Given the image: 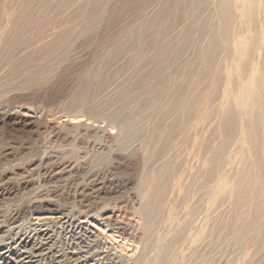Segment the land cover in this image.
Returning a JSON list of instances; mask_svg holds the SVG:
<instances>
[{
    "label": "rangeland",
    "instance_id": "rangeland-1",
    "mask_svg": "<svg viewBox=\"0 0 264 264\" xmlns=\"http://www.w3.org/2000/svg\"><path fill=\"white\" fill-rule=\"evenodd\" d=\"M51 1H32L36 3L31 6L37 17L52 13L49 12ZM54 1L57 5L54 14H58L54 32L64 34L66 39L54 57L43 58L45 62L52 59L56 63L51 79L44 83L30 82L34 63L22 62L28 51L14 55L11 61L8 59L11 64L4 60V56L13 52V31L9 22L12 18H2L4 12L0 7V57L3 58L0 59V262L6 264L2 256L22 238L28 239L27 247L36 242L34 227L49 226V234L45 236L50 235L51 240L45 247L51 246L53 252L65 249L76 235H88L97 243L96 249L117 256L116 264H134L149 222L162 219L168 222L155 226L154 239L163 233L166 236L174 226L169 221L179 223L178 228L183 231L165 264H190L195 250L203 253L198 254L201 264H264V26H261L264 2L260 6L258 0H227L230 20L224 28L222 22L227 15L219 16L213 11L217 0H171L166 18L153 32L143 36L140 29L150 25L154 10L162 4V0H152L142 12H131L119 19L124 30L118 41L130 40L136 33L135 39H142L145 47L143 59L136 61L133 51H124L108 63L114 40L100 43L99 37L103 21L111 12L106 10L92 17L85 8L98 0ZM115 1L109 0L105 8L110 4L115 6L118 0ZM248 2L251 4L247 5ZM12 9L21 14L18 5ZM218 17L222 19L217 27L214 23ZM255 23L258 29L255 27L254 32ZM210 26L213 33L208 31ZM159 35L164 36L160 43L165 44L164 50L152 58ZM63 55L69 58L66 62ZM195 62L200 68L192 72ZM158 99H166L167 103L180 99L186 108L183 106L180 112L162 118L165 108L155 110L153 106ZM157 124L160 128L153 133L152 128ZM171 125L175 128L169 133ZM53 174H58L54 177L57 180L48 178ZM73 178H77L74 187L77 183L85 185L88 180L84 194L73 195ZM161 179L167 183L158 192L162 197L159 215L147 223L143 207L156 198L155 190ZM238 196L242 202L234 207ZM32 201L43 206V211L38 213L50 219L40 220L36 219L39 215L30 214L12 217L11 211ZM112 227L117 232L113 238ZM70 245L72 249L75 246L72 242ZM155 247L150 258L160 254ZM14 250L9 256H15ZM61 252L57 258L63 264L74 263L69 254ZM104 253L99 256L100 264H108L109 258Z\"/></svg>",
    "mask_w": 264,
    "mask_h": 264
},
{
    "label": "bare ground",
    "instance_id": "bare-ground-1",
    "mask_svg": "<svg viewBox=\"0 0 264 264\" xmlns=\"http://www.w3.org/2000/svg\"><path fill=\"white\" fill-rule=\"evenodd\" d=\"M32 1H34V0H10V1H8L7 3H5L6 1L5 0H0V7L2 6V8H1V11H3L4 12V14H3V17L2 18H8V19H10V18H12V19H10L11 21H9V22H11V25L7 22V21H5L6 22V24L8 23L9 25H10V28L12 29V31H13V37H11V38H13L12 40H11V38H10V40L12 41V45L14 46V48H13V52H12V54L10 55V56H4V60L5 61H9L14 55H16V54H19V53H21L22 51H28V52H26L25 54H26V56H24L23 57V59H22V62L24 63V64H28V65H33V63H34V72H33V74H32V77L30 78L31 80H30V82H33V83H35V82H42V83H44V82H46V81H49L50 79H51V77H52V73L55 71V69H54V67H55V62H54V60H52V59H50L51 61L50 62H45V61H43V58L44 57H46V56H48V57H51V56H53L54 57V54H56L57 52H59L58 51V48H59V46H63V44H64V41H65V39H66V36L64 35V34H61V33H55L54 32V30L57 28V21H56V17L58 16V14H54V9H55V7H57V5L55 4V1L53 0V1H51V3L49 4V12H52L51 14H47L46 16H43V17H37V15L35 14V12L32 10V6H31V4L33 3V4H36L35 2H32ZM109 0H98V3H94V4H92L91 6H89L88 8H85V9H87L90 13H91V16L92 17H96L97 15H99V14H101L102 12H104V11H106V10H109L110 12H111V16L110 17H106L105 18V20L103 21V26H102V34H100V37H99V42L100 43H103V42H105L107 39H112V40H114V43L112 44V47L110 48V51H109V55H108V58H107V61H108V63H111V62H114L116 59H117V57L119 56V54L121 53V52H124V51H127V53L128 52H130V51H133V53H134V56H133V58H134V60H139L141 57H142V54L145 52V47L143 46V41H142V39H135V37L137 36V34L136 33H133L132 35H131V39L130 40H127V41H123V42H120V41H118V36L120 35V33L124 30V27H123V25H122V23L120 22V17L121 16H125V15H130L131 14V12H136V13H140V12H142L143 10H144V7H145V5L147 4V3H150L152 0H118V3L114 6L113 4H110L107 8H105L106 7V3L108 2ZM176 2H181V1H184V0H175ZM200 2H204L205 0H199ZM240 2L242 1V0H239ZM257 1V0H256ZM258 1H260V6H261V4H262V2H264L263 0H258ZM115 2H117V0L115 1ZM249 3L250 2H248V4L247 5H249ZM83 3H81V4H79V6L80 7H82L83 5H82ZM172 4V1L171 0H162V4H161V6L159 7V8H156L155 10H154V12H153V14H152V16H151V19H150V25L148 26V25H145V26H143V28H141L140 29V31H141V33L143 34V36H147V35H149L151 32H153V28H156L157 27V25L159 24V22L161 21V20H163V19H165L166 18V16H167V14H168V11H167V8H168V6H170ZM251 4V3H250ZM15 6V5H18L19 7H20V9H21V14L20 13H17L16 11H15V9L13 10L12 9V6ZM254 5H256V4H254ZM248 7V6H247ZM250 10V9H249ZM263 10V9H262ZM212 11V10H211ZM213 11H215L219 16L222 14V15H224V16H226L227 15V17H224L223 19V24H224V28H227L228 27V25H227V22L230 20V11H229V4L227 3V0H217L216 1V3H215V5H214V10ZM251 12H252V10H251ZM257 12V11H256ZM228 13H229V16H228ZM245 13H246V10H245ZM248 13V12H247ZM254 13H255V11H254ZM258 14H259V12H257ZM249 14V13H248ZM1 13H0V19H1ZM18 15H21V17L19 18V17H17ZM245 15H247V14H245ZM253 15V14H252ZM247 17V16H246ZM251 17V16H250ZM250 17L248 18V19H250ZM254 17H257V16H254ZM101 18V17H100ZM252 18H253V16H252ZM221 17H218V18H216V20H215V25H217V27H218V25L220 24V22H221ZM257 18H255V20H256ZM2 20V19H1ZM262 20V19H261ZM260 20V21H261ZM251 22V21H250ZM249 22V23H250ZM257 22H258V20H257ZM256 22V23H257ZM3 23V22H2ZM255 23V25L256 26H254V29H253V31L255 30V27H256V29H258L257 28V24ZM1 24V23H0ZM5 24V23H4ZM252 24V23H251ZM254 24V23H253ZM8 25V26H9ZM259 25H261V24H259ZM5 25H3V27H4ZM251 26V25H250ZM262 27L264 26V25H261ZM260 27V26H259ZM252 28H253V26H252ZM5 29V28H4ZM212 29H213V26H210L209 27V32L210 33H213V31H212ZM1 30H3V29H1ZM118 30H120V31H118ZM260 30H261V28H260ZM259 30V31H260ZM9 31H11V30H9ZM256 31V30H255ZM254 31V32H255ZM262 31H263V29H262ZM6 32V31H5ZM4 32V33H5ZM258 32V31H257ZM1 33V32H0ZM260 33V32H259ZM263 33H264V31H263ZM4 35H2V37H3ZM8 37V36H7ZM157 44H154V46H155V48H153L154 49V51H155V54L153 55V57L152 58H154V57H156V56H158L159 54H161V53H163V50H164V46H165V44H161L160 45V43H161V41L164 39V36H157ZM1 40V39H0ZM264 40V38H262V41ZM6 45V44H5ZM4 46V45H3ZM153 46V45H152ZM152 46L150 47V50H152L151 48H152ZM160 46V47H159ZM159 48L160 49H162V51L160 50L159 51ZM23 54V53H22ZM5 55V54H4ZM144 55V54H143ZM17 56V55H16ZM19 57V56H18ZM22 57V56H21ZM20 57V58H21ZM47 57V58H48ZM63 58H64V62H66L67 61V59H69L68 57H66V56H64L63 55ZM0 59H2L3 60V58L2 57H0ZM9 59V60H8ZM19 59V58H18ZM45 59V58H44ZM143 58H141V60H142ZM140 60V61H141ZM11 61V60H10ZM9 61V62H10ZM16 62H17V60H15ZM16 62H14V63H16ZM19 62V61H18ZM1 63V62H0ZM5 64V63H4ZM10 64H11V62H10ZM2 65V64H1ZM10 66V65H9ZM8 66V67H9ZM2 66H0V68H1ZM7 67V68H8ZM199 68H200V66H199ZM199 68H198V64H197V62H195V64L192 66V69H190L192 72H197V70H199ZM24 69V68H23ZM25 70V69H24ZM262 70H263V73H264V65H263V68H262ZM2 71V70H1ZM13 71V70H12ZM190 71V72H191ZM199 72V71H198ZM183 73V72H182ZM180 75V74H179ZM184 75V74H183ZM147 77V76H146ZM187 76H185V78H186ZM1 80V79H0ZM169 80V79H168ZM184 80V76H183V79L181 80V81H183ZM187 80V79H186ZM29 81V80H28ZM176 81V80H175ZM168 82V81H167ZM167 82H165V84L167 83ZM169 83L171 84V82L169 81ZM174 85V84H173ZM164 86H168V85H164ZM171 86V85H170ZM154 87V86H153ZM166 88H168V87H166ZM173 88V87H172ZM163 89V88H162ZM165 90H167V89H165ZM172 90V89H171ZM164 91V90H163ZM171 92V91H170ZM170 92H168V94H170ZM166 94V93H165ZM158 95H159V93H158ZM157 95V96H158ZM163 97H165L164 95H163ZM161 98H162V96H161ZM151 99V98H150ZM167 99V98H166ZM165 99V100H166ZM182 99V98H181ZM125 101H127L128 102V98H126V99H124ZM123 100V101H124ZM162 100L163 99H158V100H154L155 101V103H153V106H154V108H155V110L157 109V110H160V108H165V111H163L162 112V115H160V117H162V116H166V115H170V114H172L173 112H175V111H177V112H180L181 110H182V108H183V106H185V108H186V105H184V102L183 101H180V99H179V101H177V102H175L174 100H173V103L172 102H166L165 100H163V102H162ZM170 100V99H169ZM185 100V99H184ZM148 101V100H147ZM153 101V102H154ZM186 101L187 100H185V104H186ZM175 102V103H174ZM183 102V103H182ZM148 106H150V105H148ZM184 108V109H185ZM183 109V110H184ZM31 110V109H30ZM154 110V111H155ZM23 111V110H22ZM153 111V112H154ZM26 114V116H29L28 115V112H26L25 113ZM33 114H34V112H33ZM156 115V114H155ZM14 116V115H13ZM159 116V115H158ZM170 116H172V115H170ZM155 117V116H154ZM19 118V117H18ZM29 118H30V116H29ZM158 117H156V119H157ZM162 118H164V117H162ZM13 119V118H12ZM166 119V118H165ZM18 120V119H17ZM29 120V119H28ZM159 120H160V118H159ZM166 121V120H165ZM24 122V121H23ZM156 122H157V120H156ZM160 122H163V121H161L160 120ZM26 123V122H25ZM165 123H167V121L165 122ZM165 123H163V124H165ZM177 126V125H176ZM22 127V126H21ZM150 127V126H149ZM172 127H174L173 125H171V127L169 128V130H168V132L170 133L171 132V130H172ZM197 127V126H196ZM33 128V127H32ZM157 128H160V126L158 127V124L157 125H155L153 128H152V132L153 133H155L154 132V130H156ZM175 128V127H174ZM177 128V127H176ZM181 128V127H180ZM165 129V128H164ZM151 130V129H150ZM177 130V129H176ZM181 130V129H180ZM179 130V131H180ZM159 131V130H158ZM184 131V130H183ZM160 132V131H159ZM186 132H188V131H186ZM190 132V131H189ZM158 133V132H157ZM156 133V134H157ZM164 133H165V131H164ZM181 133H183V132H181ZM159 134V133H158ZM157 134V135H158ZM168 134V133H167ZM187 134V133H186ZM153 135V134H152ZM160 135H162L161 134V132H160ZM166 135V134H165ZM180 136V135H179ZM183 137H184V135H182ZM181 136V137H182ZM152 137V136H151ZM150 137V138H151ZM168 137V136H167ZM173 137H174V135H173ZM178 137V136H177ZM176 137V138H177ZM149 138V137H148ZM153 138V137H152ZM157 138V137H156ZM156 138L154 139V140H156ZM161 138V137H160ZM164 134H163V139L162 140H164ZM179 139H180V137H178ZM177 138V139H178ZM159 141V140H158ZM161 141V140H160ZM173 141V140H172ZM176 141V140H175ZM181 142H182V140H181ZM146 143H148V142H146ZM145 143V144H146ZM170 143V142H169ZM176 143V142H175ZM179 143H180V141H179ZM178 143V144H179ZM159 144V143H158ZM147 145V144H146ZM174 146H175V144H173ZM193 145H195V144H193ZM150 146H151V144H150ZM157 146V145H156ZM171 146V145H170ZM178 146V145H177ZM179 146H181V143H180V145ZM185 146V145H184ZM188 147V146H187ZM154 148H157V147H155L154 146ZM164 148V147H163ZM172 148H174L173 146H172ZM172 148H170V149H172ZM195 148V147H194ZM197 148V147H196ZM195 148V149H196ZM153 149V148H152ZM177 149V148H176ZM175 149V150H176ZM187 149V148H186ZM145 150V149H144ZM166 150H169V149H166ZM173 150V149H172ZM178 150V149H177ZM153 151V150H152ZM154 151H156V150H154ZM186 151V150H185ZM193 151V150H192ZM147 152V151H146ZM172 152V151H171ZM170 152V153H171ZM195 152H197V151H195ZM149 153V152H148ZM158 153H159V151H158ZM158 153H156L157 155H158ZM162 153V152H161ZM160 153V154H161ZM169 153V152H168ZM175 153H176V151H175ZM192 153V152H191ZM193 153H194V151H193ZM156 154L154 153V155L156 156ZM159 154V155H160ZM164 154H165V152H164ZM180 154V153H179ZM178 154V155H179ZM149 155V154H148ZM153 155V156H154ZM170 154H168V156H169ZM196 155H197V153H196ZM195 155V156H196ZM165 156V155H164ZM168 156H167V158H168ZM180 156V155H179ZM190 156V155H189ZM188 156V157H189ZM191 156H192V154H191ZM170 157V156H169ZM177 157V156H176ZM158 158H161V156L160 157H158ZM191 158V157H190ZM194 158V157H193ZM182 159H184V158H182ZM192 159V158H191ZM150 160V159H149ZM164 160V159H163ZM167 160V159H166ZM199 160H201V157L199 158ZM151 161V160H150ZM171 161H173V160H171ZM184 161H186V159L184 160ZM189 161V160H188ZM129 162V161H128ZM165 162V161H164ZM174 162V161H173ZM172 162V163H173ZM178 162H181V161H179L178 160ZM131 163V162H130ZM130 163H129V165H130ZM139 163V162H138ZM163 163V162H162ZM176 163H177V161H176ZM174 164V165H176L177 166V164ZM193 163H195V161L193 162ZM135 164V163H134ZM181 164V163H180ZM188 164H189V162H188ZM201 164V163H200ZM263 164V163H262ZM162 166H163V164H161ZM161 165H160V167H161ZM168 165H170V163L168 164ZM173 165V164H172ZM193 165H195V164H192V167H193ZM202 165V164H201ZM139 166H140V163H139ZM165 166H167V163H166V165ZM178 166H180V165H178ZM260 166H262V165H260ZM148 167V166H147ZM151 167V166H150ZM175 167V166H174ZM173 167V168H174ZM191 167V166H190ZM263 167V166H262ZM140 168V167H139ZM146 168V167H145ZM155 168H157V167H155ZM176 168V167H175ZM174 168V169H175ZM182 168V167H181ZM188 168V167H187ZM196 168H197V166H196ZM264 168V167H263ZM262 168V169H263ZM141 169V168H140ZM150 169V168H149ZM148 169V170H149ZM177 169H178V167H177ZM184 169V168H183ZM56 170V169H55ZM130 170V169H129ZM128 170V171H129ZM142 170V169H141ZM159 170V169H158ZM162 170V169H161ZM165 170H167V167L165 168ZM169 170V169H168ZM147 171V170H146ZM150 171V170H149ZM155 171H157V170H155ZM163 171V170H162ZM158 172H160V171H158ZM157 172V173H158ZM180 172V171H179ZM198 172V171H197ZM52 173H54V172H52ZM137 173H138V171H137ZM143 173H144V170H143ZM145 173H147V172H145ZM151 173V172H150ZM154 173V171H152V174ZM162 173V172H161ZM173 173V172H172ZM171 173V174H172ZM183 173V172H182ZM186 173V172H185ZM200 173V172H199ZM59 174V173H58ZM58 174H53V175H49V177L48 178H50L51 180H52V178H54V177H56ZM178 173L176 172V175H177ZM180 174V173H179ZM188 174V173H187ZM203 173H201V175H202ZM81 175V174H80ZM146 175V174H145ZM149 176L151 175V174H148ZM186 175V174H185ZM184 175V176H185ZM195 175V174H194ZM152 176H154V174L152 175ZM152 176H150V177H152ZM183 176V177H184ZM188 176V175H187ZM156 177H158L157 176V174H156ZM155 177V178H156ZM174 177V176H173ZM180 177V176H179ZM178 177V178H179ZM186 177V176H185ZM59 178H61V177H59ZM58 178V179H59ZM100 178V177H99ZM147 178V177H146ZM176 178V177H175ZM178 178H176V179H178ZM189 178V177H188ZM191 178V177H190ZM194 178V177H193ZM56 178H54L53 180H55ZM77 179V178H76ZM76 179H72V182H71V189L74 187L73 185L75 184V182H76ZM152 179V178H151ZM180 179V178H179ZM196 179V178H195ZM199 179V178H198ZM57 180V179H56ZM148 180H150L149 179V177H148ZM169 180V179H168ZM170 180H172V179H170ZM184 180V179H183ZM194 180V179H193ZM192 180V181H193ZM88 181V180H87ZM86 181V182H87ZM180 181V180H179ZM191 181V180H190ZM196 181V180H195ZM86 182H85V185H79V183H77L76 184V187H74V192H73V195H75L76 193H83L85 190H86ZM145 182V181H144ZM153 181H151V183H152ZM156 182L157 181H155V184H156ZM176 182V181H175ZM83 183V182H82ZM89 183V182H88ZM130 184H131V182H129ZM158 183V182H157ZM164 183H165V181L163 180V179H161V184L158 186V188H157V190H155V192H157V195H156V198H153V200L150 202V203H148L147 204V206H145V207H143V214H144V218L147 220V223H148V221L151 219H153L154 220V218L155 217H157V215H159V201H160V199L162 198H160V196H158V192L161 190V188H162V186L164 185ZM167 183V182H166ZM165 183V184H166ZM169 183V182H168ZM180 183V182H179ZM191 183H193V182H191ZM195 183V182H194ZM90 184V183H89ZM116 184V183H115ZM181 184H183V182H181ZM180 184V185H181ZM207 184V183H206ZM172 185V184H171ZM180 185H178V186H180ZM186 185H187V183H186ZM186 185H184V186H186ZM210 185V184H209ZM212 185V184H211ZM51 186V185H50ZM156 186H157V184H156ZM166 186H168V184L166 185ZM177 186V185H176ZM184 186H183V188H184ZM190 186V185H189ZM192 186V185H191ZM194 186H197V183H196V185H194ZM193 186V188L195 189V187ZM205 186V185H204ZM203 186V187H204ZM165 187V186H164ZM171 187V186H170ZM202 187V188H203ZM208 187V186H207ZM168 188V187H167ZM166 188V189H167ZM174 188V187H173ZM177 188V187H176ZM209 189H210V186L208 187ZM207 188V189H208ZM47 189V188H46ZM186 189V188H185ZM188 189V188H187ZM194 189H193V192H194ZM208 189V190H209ZM175 190V189H174ZM173 190V191H174ZM183 190V189H182ZM45 191V190H44ZM200 191V190H199ZM207 191V190H206ZM210 191V190H209ZM212 191V190H211ZM214 191H215V189H214ZM43 192V191H42ZM169 193L171 192V190L170 191H168ZM175 192H176V190H175ZM86 193V192H85ZM161 193V192H160ZM183 193V192H182ZM186 193V192H185ZM188 193V192H187ZM191 193V192H190ZM200 193V192H199ZM208 193V192H207ZM213 193V192H212ZM84 194V193H83ZM173 194V193H172ZM194 193H192L191 195H192V197H195V195H193ZM78 195V194H77ZM180 195V194H179ZM184 195V194H183ZM197 195V194H196ZM198 195H200V194H198ZM208 195V194H207ZM171 196V195H170ZM175 196V195H174ZM188 196V195H187ZM75 197V196H74ZM109 197V196H108ZM153 197H155V194H153ZM164 197V196H163ZM182 197V196H181ZM191 197V198H192ZM196 197H198V196H196ZM237 197V196H236ZM76 198V197H75ZM175 198V197H174ZM167 199V198H166ZM184 199V198H183ZM189 199V198H188ZM242 199H241V197L240 196H238V198H236L235 199V203H234V207H236V205H238V206H240V203L242 202L241 201ZM19 201V200H18ZM170 201V200H169ZM175 201V200H174ZM174 201H172V202H174ZM178 201V203H179V200H177ZM192 199H191V202L190 203H192ZM198 201H200V198H199V200ZM197 201V202H198ZM233 202H234V200H233ZM156 203V204H155ZM171 203V202H170ZM169 203V204H170ZM177 203V202H176ZM177 203V204H178ZM190 203H189V205H190ZM200 203V202H199ZM184 204V203H183ZM236 204V205H235ZM19 205V204H18ZM21 205V204H20ZM18 206V208H16L15 210H13V211H11L12 212V217L14 218V219H16V217H18V216H27L28 214H30V215H39V216H37L36 217V219H40V220H45V219H48L49 217H47V216H42V215H40V213H38L39 212V210H41V211H43V206H41L39 203H35V201H32V202H28L25 206ZM168 205V204H167ZM171 205V204H170ZM169 205V206H170ZM174 205H176V204H174ZM192 205V204H191ZM194 205V204H193ZM192 205V206H193ZM195 205H197L196 203H195ZM155 206H157L158 208H156ZM88 207V206H87ZM183 207V206H182ZM191 207V206H190ZM167 208V207H166ZM165 208V209H166ZM175 208V207H174ZM199 208V207H198ZM171 209H173V208H171ZM176 209V208H175ZM177 209H178V207H177ZM181 209V208H180ZM191 209H193V208H191ZM190 209V210H191ZM157 210H158V212H157ZM188 210V209H187ZM111 211V210H110ZM128 211V210H127ZM177 211V210H176ZM195 211V210H194ZM118 212H119V209H118ZM140 212V211H139ZM155 212H157V213H155ZM174 212V211H173ZM172 212V213H173ZM178 212H181V211H178ZM136 213V212H135ZM189 213H190V211H189ZM209 213V212H208ZM211 213V212H210ZM81 214V212H78V215H80ZM126 214V213H125ZM165 214V213H164ZM44 215V214H43ZM76 215V214H75ZM84 215V214H83ZM87 215H89V214H87ZM156 215V216H155ZM190 215V214H189ZM155 216V217H154ZM186 216H187V214H186ZM200 216H201V214H200ZM200 216H199V218H200ZM209 216V215H208ZM126 217H127V215H126ZM178 217V216H177ZM189 217V216H188ZM187 217V218H188ZM198 217V216H197ZM203 217V216H202ZM110 218V217H109ZM118 218H120L119 216H118ZM135 218V217H134ZM169 218V217H168ZM186 218V217H185ZM207 218V217H206ZM13 219V220H14ZM50 219V218H49ZM128 219V218H127ZM201 219V218H200ZM203 219V218H202ZM202 219L200 220V221H202ZM89 220V219H88ZM112 220V219H111ZM116 220V219H115ZM122 220H124V219H122ZM156 220V219H155ZM152 221V222H149L150 223V226L148 227V229H146V234H145V236L143 237L144 238V243H143V245L141 246V251H140V247H139V251H140V254L138 255V257H136V258H134L133 260H134V264H165L166 263V261H167V258H168V256H169V253L171 252V250H172V248H173V246L175 245V244H177L178 242H179V240H180V237H181V235H182V228H178V225H179V223H176V224H172V222L171 221H169V225H174L173 227H171V229H170V231L166 234V236H165V233H163L160 237H158L157 239H154V237H153V230L155 229V226L156 225H163V224H167V222H163V220L161 219V220H157V221ZM120 221V220H119ZM139 221H141V220H139ZM183 221H184V219H183ZM125 222H127V220L125 219ZM132 222V221H131ZM138 222V221H137ZM142 222V221H141ZM146 222V221H145ZM185 222V221H184ZM191 222H192V220H191ZM182 223V222H181ZM33 224V223H32ZM36 224H39V223H36ZM143 224V223H142ZM192 224V223H191ZM194 224H195V221H194ZM42 225L44 226V225H46V222H43L42 223ZM108 225V224H107ZM120 225V224H119ZM168 225V226H169ZM25 226V225H24ZM96 226V225H95ZM113 226V225H112ZM182 226V225H181ZM192 226V225H191ZM97 227V226H96ZM99 227V226H98ZM101 227V226H100ZM118 227V226H117ZM137 227V226H136ZM139 227V226H138ZM143 227V226H142ZM193 227H196V226H193ZM197 227H198V225H197ZM201 227H202V225H201ZM211 227V226H210ZM23 228V227H22ZM80 228V227H79ZM107 228V227H106ZM109 228V227H108ZM113 228V230H112V235H111V238H113L114 237V235H113V233H115L116 231H115V227H112ZM203 228V227H202ZM97 229H99V228H97ZM101 229V228H100ZM117 229V228H116ZM143 229V228H142ZM208 229H209V227H208ZM212 229H213V227H212ZM27 230H29V229H27L26 228V231ZM49 230H50V228H49V226H45V228H36L35 229V227L33 228V231L35 232V235L37 236L36 237V242H33L32 243V245L30 246V247H27V243L25 244V242L26 241H28V239L27 240H25V238H22L21 240H20V242L18 241L17 242V244H16V246H13L12 244H10V245H12L13 247H10L9 246V248L6 250V252L8 253V254H6L5 253V255H3L2 256V259H3V262H5L6 264H11L12 262V264H63V262H62V260L61 259H58L57 257H58V255H57V253L58 252H63L64 254L65 253H67V254H69L68 255V258H70V261H71V258H72V260L74 261V263L73 264H100V262H99V260L100 259H102L101 257H99V256H101L104 252H105V250L104 249H102V248H100V249H96L95 248V245L97 244L96 242H95V240L94 239H92V238H89L88 237V235H76L74 238H75V240H74V242L73 241H71L70 239V242H69V244H68V246L65 248V249H62V248H60V249H56V251H52L51 250V246H47V247H45V245H47V244H49L48 243V241H50L51 239H50V235H48V236H45V235H47V233L49 232ZM105 230V229H104ZM190 230V229H189ZM188 230V231H189ZM203 230V229H202ZM30 231V230H29ZM86 231V230H85ZM102 231V230H101ZM142 231H144V230H142ZM165 231V230H164ZM185 231V230H184ZM201 231V230H200ZM199 231V232H200ZM211 231V230H210ZM210 231H209V233H210ZM82 232V231H81ZM93 232V231H92ZM197 232H198V229H197ZM213 232V231H212ZM26 233V232H25ZM104 233V232H103ZM103 233H102V235H103ZM107 233H109V232H107ZM117 233V232H116ZM156 233V232H155ZM200 233H202V232H200ZM49 234V233H48ZM73 234V233H72ZM84 234V233H83ZM119 234V233H118ZM134 234V233H133ZM196 234V233H195ZM117 235V234H116ZM186 235V234H185ZM190 235V234H189ZM210 235V234H209ZM209 235H207L208 237H209ZM212 235H214V234H212ZM63 236V235H62ZM69 236V235H68ZM89 236H91V235H89ZM136 236V235H135ZM156 236V235H155ZM200 236H201V234H200ZM211 236V235H210ZM27 237H29L28 235H27ZM104 237V236H103ZM140 237V236H139ZM157 237V236H156ZM182 237H183V235H182ZM185 237V236H184ZM192 237H193V235H192ZM191 237V238H192ZM198 237V236H197ZM196 237V238H197ZM110 238V237H109ZM118 238V237H117ZM117 238H115V239H117ZM130 238V237H129ZM190 238V239H191ZM72 239V238H71ZM97 239V238H96ZM124 239V238H123ZM192 240V239H191ZM190 240V241H191ZM97 241V240H96ZM118 241V240H117ZM120 241H122V240H120ZM120 241H119V243H120ZM184 241V240H183ZM200 241H201V239H200ZM14 242H15V240H14ZM71 242H72V244L73 245H75L74 247H73V249H72V247H71ZM141 242V241H140ZM139 242V243H140ZM191 242H194V241H191ZM209 242H210V240H209ZM112 243V242H111ZM186 243V242H185ZM114 244V243H113ZM121 244V243H120ZM137 244V243H136ZM187 244V243H186ZM185 244V245H186ZM191 244V243H190ZM201 244H202V242H201ZM99 245V244H98ZM106 245V244H105ZM122 245V244H121ZM188 245H189V243H188ZM206 245H208V244H206ZM213 245V244H212ZM8 246V245H7ZM6 246V247H7ZM53 246V245H52ZM125 246V245H124ZM136 246H138V244L136 245ZM155 246H157V249H158V251L160 250V254L159 255H157L156 253V256L154 257V258H150V253H151V251H152V249L153 248H156ZM187 246V245H186ZM199 246V245H198ZM209 246V245H208ZM21 247H23V248H21ZM212 247H214V246H212ZM131 248V247H130ZM129 248V249H130ZM184 248H185V246H184ZM187 248V247H186ZM193 248V247H192ZM196 248V247H195ZM198 248V247H197ZM196 248V249H197ZM205 248H207L206 246H205ZM211 248V247H210ZM15 249V250H14ZM122 249H123V247H122ZM136 249V248H135ZM135 249H134V251H135ZM212 249V248H211ZM13 250H14V257H12V256H9V255H11V252H13ZM182 251H183V249H181ZM189 250V249H188ZM191 250V249H190ZM201 250H202V248H201ZM213 250V249H212ZM215 250V249H214ZM128 251V250H127ZM132 251V250H131ZM182 251H181V253H182ZM186 251V250H185ZM184 251V252H185ZM192 251V250H191ZM203 251V250H202ZM209 251V250H208ZM62 252H61V254H62ZM183 252V253H184ZM194 253H193V255H191L190 257H191V259H190V264H201V263H199V261H198V254L201 252V251H193ZM206 252V251H205ZM129 253V252H128ZM202 253V252H201ZM210 253V252H209ZM213 253V252H212ZM211 253V254H212ZM1 254H3V252H1ZM131 254V253H130ZM154 254V253H153ZM153 254H151V255H153ZM179 254V253H178ZM203 254V253H202ZM210 254V255H211ZM108 256V258H109V260H108V264H116V263H118L119 261H118V259H117V256H113V253L112 252H106V253H104V256ZM182 255V254H181ZM180 255V256H181ZM205 255H207V254H205ZM65 256V255H64ZM63 256V257H64ZM67 256V255H66ZM172 256V255H171ZM176 256V255H175ZM201 256V255H200ZM199 256V257H200ZM207 256H209V254L207 255ZM206 256V257H207ZM74 257V258H73ZM135 257V256H134ZM213 257V256H212ZM178 258V257H177ZM5 259H6V261H5ZM175 259V258H174ZM179 259V258H178ZM208 260L207 261H209V257L207 258ZM171 260V259H170ZM182 260H184L185 261V259H183L182 258ZM187 260H189V258H187ZM202 260V259H201ZM12 261V262H11ZM64 261H65V259H64ZM69 261V262H70ZM120 261H121V259H120ZM178 261V260H177ZM128 262V261H127ZM188 262V261H187ZM70 263H72V262H70ZM205 263H207V262H205ZM0 264H2V262H0ZM119 264H124V263H119ZM125 264H129V263H126L125 262ZM131 264V263H130ZM179 264V263H178ZM181 264H183V263H181ZM203 264V263H202ZM210 264V263H209ZM213 264H214V262H213Z\"/></svg>",
    "mask_w": 264,
    "mask_h": 264
}]
</instances>
